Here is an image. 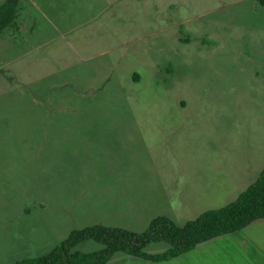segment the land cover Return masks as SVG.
I'll return each mask as SVG.
<instances>
[{
  "label": "rangeland",
  "instance_id": "1",
  "mask_svg": "<svg viewBox=\"0 0 264 264\" xmlns=\"http://www.w3.org/2000/svg\"><path fill=\"white\" fill-rule=\"evenodd\" d=\"M157 128L173 134L154 146L162 163L146 154ZM247 148L263 168L262 1L23 0L0 37V264L48 254L86 227L143 233L159 216L183 226L223 208L236 199L197 198L171 180L210 176L214 161L225 170ZM175 158L184 166L164 163ZM138 172L147 182L123 185L118 201L115 178ZM240 235L169 262L117 253L108 264H193Z\"/></svg>",
  "mask_w": 264,
  "mask_h": 264
},
{
  "label": "trees",
  "instance_id": "2",
  "mask_svg": "<svg viewBox=\"0 0 264 264\" xmlns=\"http://www.w3.org/2000/svg\"><path fill=\"white\" fill-rule=\"evenodd\" d=\"M22 1L6 0L1 6L0 37L14 24ZM259 1L264 4V0ZM259 220H264V170L234 202L209 210L183 226H177L169 217L159 216L143 233L102 225L86 227L72 231L50 253L17 264H108L117 253L147 262L164 263L195 250L203 243L242 231ZM86 241H94L104 247L93 253L74 251ZM160 242L168 243L169 248L157 254L145 251L148 245Z\"/></svg>",
  "mask_w": 264,
  "mask_h": 264
},
{
  "label": "crops",
  "instance_id": "3",
  "mask_svg": "<svg viewBox=\"0 0 264 264\" xmlns=\"http://www.w3.org/2000/svg\"><path fill=\"white\" fill-rule=\"evenodd\" d=\"M150 116V115H147ZM163 129V128H162ZM160 128L150 130L151 133L159 132L160 137L155 135L151 138V146L147 150L146 154L152 160H159L162 163L161 155L159 150L154 147L157 144L166 145L172 139V133L163 131ZM169 131V130H166ZM147 140V139H146ZM232 149V144H231ZM233 152V150H232ZM134 156V154H132ZM167 163L175 168L183 167L184 163L179 159L174 161H166ZM216 161L210 163V167H213V173L210 176H190L187 178L174 176L172 182L181 189L191 186L194 188L197 198H204L211 201H225L227 199H237L245 190L248 189L260 176L263 168L252 167L248 158V148L246 154L242 155L241 158L234 159L228 154L226 169L218 167ZM193 168L202 169L200 164L194 163ZM200 173V170H197ZM197 173V174H198ZM138 176L130 179L125 177H116L114 183L119 186V193L115 194L118 201L127 199L126 195L121 192L123 185L127 183H146L147 179L145 175L138 172ZM167 182V180H163ZM132 185V184H131ZM138 197L137 193L135 198ZM227 202H224V204ZM222 204V206H224ZM167 217V216H166ZM241 234L240 238L225 241L226 249L223 255H211L209 257L196 255L193 260L190 258L193 264H264V220H259L252 223L247 228L239 231ZM212 241V240H211ZM203 243L202 245H204ZM200 245V246H202ZM223 252V251H222ZM177 259V258H176Z\"/></svg>",
  "mask_w": 264,
  "mask_h": 264
}]
</instances>
